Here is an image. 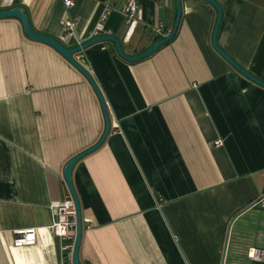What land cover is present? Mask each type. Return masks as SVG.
Instances as JSON below:
<instances>
[{
	"label": "crops",
	"instance_id": "0c3cea01",
	"mask_svg": "<svg viewBox=\"0 0 264 264\" xmlns=\"http://www.w3.org/2000/svg\"><path fill=\"white\" fill-rule=\"evenodd\" d=\"M0 0L21 6L32 28L69 49L87 42L107 3L100 36L131 57L172 32L177 0ZM223 11L218 43L264 82V0H215ZM175 38L128 63L99 43L75 56L106 100L111 132L74 169L83 214L81 264H251L264 249V88L213 48L217 13L182 0ZM65 19L78 20L63 40ZM160 30V33L157 31ZM82 58L79 59V57ZM105 121L86 78L51 47L31 41L17 19L0 20V264H73L49 230L52 205L70 194L68 162L94 146ZM221 142V145L218 143ZM37 229L34 246L14 231Z\"/></svg>",
	"mask_w": 264,
	"mask_h": 264
},
{
	"label": "water",
	"instance_id": "95a60500",
	"mask_svg": "<svg viewBox=\"0 0 264 264\" xmlns=\"http://www.w3.org/2000/svg\"><path fill=\"white\" fill-rule=\"evenodd\" d=\"M202 1L212 6L217 13V20H216V24H215V28L213 32V39H212L214 50L239 74H241L242 76H244L245 78L253 82L254 84L264 88V82L262 80L258 79L256 76H254L253 74L248 72L246 69H244L242 66H240L231 56H229L219 46L218 37H219L222 22H223V11H222L221 6L215 0H202ZM182 16H183L182 0H177V19H176L172 32L169 34H165V38L161 40L160 42H158L157 44H155L147 52L141 55L135 56V57H131V56H128L124 52L120 41L113 36H100V37H97V38H94L92 40L85 42L84 44H82V46L69 49L66 46H64L60 41L37 33L32 28L29 16L27 15L23 7L17 6L9 10H0V20L17 19L22 24L24 34L27 36V38H29L33 42L44 44V45L51 47L56 52H58L63 58H65L75 69H77L86 78V80L89 82V84L93 88L95 94L97 95L99 99V102L102 108L104 121H105V130L103 132V135L101 136L100 140L94 146H92L88 150H85L81 152L80 154H78L77 156H75L74 158H72L68 162V164L65 166L64 173H63L64 181L69 189L70 195L76 207L77 227H76V242H75V247H74V252H73V264H81L79 253H80V248H81L83 233H84L82 206H81L80 198L78 196L76 187L73 182V172H74L75 167L83 159L95 153L104 145V143L106 142V140L108 139L110 135L111 126H112L110 113H109L108 106H107V103H106V100L104 98L102 91L100 90L98 84L94 80L92 74L80 62H78V60H76L75 56L96 44L110 42L115 46L118 56L122 58L123 60H125L126 62L136 63V62L142 61L144 59L151 57L160 48H162L163 46H165L166 44H168L175 38L177 31L181 24Z\"/></svg>",
	"mask_w": 264,
	"mask_h": 264
},
{
	"label": "built area",
	"instance_id": "2783aa9c",
	"mask_svg": "<svg viewBox=\"0 0 264 264\" xmlns=\"http://www.w3.org/2000/svg\"><path fill=\"white\" fill-rule=\"evenodd\" d=\"M66 8L69 10L74 7L75 0H64ZM111 10L110 3H107L106 12L101 17V21L98 23L93 34L89 40L100 37L104 31L103 22L107 19V14ZM123 14L126 18V22L130 28V32L138 25L142 19V10L139 3L136 0H129L127 6L123 10ZM63 25V40L69 42L71 39H76V28L78 20L65 19L62 22ZM161 31L158 30L157 33ZM88 40V41H89ZM85 42L76 40V47L82 46ZM81 54V53H79ZM76 55V56H79ZM82 56L79 57V59ZM221 145V142L218 143ZM258 206L264 209V196L257 202ZM53 222L49 226V230L56 237L60 238L63 243L64 255L67 260L73 261V252L76 242V207L75 203L69 194V196L62 202L54 203L52 205ZM37 242V229H20L14 231V245L15 247L34 246ZM247 258L251 264H264V249L251 248L248 251Z\"/></svg>",
	"mask_w": 264,
	"mask_h": 264
}]
</instances>
